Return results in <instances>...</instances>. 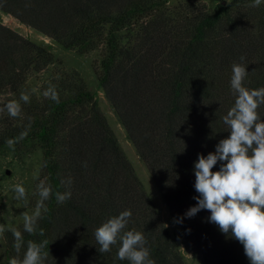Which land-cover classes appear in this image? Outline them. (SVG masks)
<instances>
[{"label":"trees","instance_id":"obj_1","mask_svg":"<svg viewBox=\"0 0 264 264\" xmlns=\"http://www.w3.org/2000/svg\"><path fill=\"white\" fill-rule=\"evenodd\" d=\"M164 1L0 0V11L63 48L80 53L103 48L95 72L98 85L175 220L196 205L194 163L198 154L207 156L228 137L222 118L235 99L224 94V83H212L205 64L197 61H203L205 48H211L218 65L226 68L242 55L245 64L257 58L256 67L247 64L249 75L244 84L251 89L264 87V0L256 9V29L247 15L238 21L229 19L227 34H220L228 43L220 51L213 44L218 33L208 34L219 20L218 13L205 15L187 38L183 33L178 39L170 28L153 29L156 22L148 18L158 17ZM136 26L144 29L141 41L134 45L121 42V30ZM148 27L154 34L146 33ZM50 60L46 49L0 24V90L22 94L26 73L41 70ZM71 76L66 75L62 89L56 87L58 103L48 97L38 102L33 96L27 102L20 98L24 119L19 125L8 124L4 138L32 139L40 147L52 195L36 233L24 231V224L5 232V255L23 259L28 241L47 240L45 264H129L117 259L119 245L100 253L94 233L108 218L131 210L128 230L144 233L155 264H186L92 96ZM258 111L264 118V106ZM218 170L219 162L212 171ZM69 177L71 199L58 204L55 193L68 190L62 181ZM209 216V211L201 210L177 223L182 243L197 263L250 264L243 246L208 222ZM12 229L23 236L19 254Z\"/></svg>","mask_w":264,"mask_h":264},{"label":"rangeland","instance_id":"obj_2","mask_svg":"<svg viewBox=\"0 0 264 264\" xmlns=\"http://www.w3.org/2000/svg\"><path fill=\"white\" fill-rule=\"evenodd\" d=\"M251 3L252 0H165L159 5L158 17L150 16L148 19L153 24L156 22L153 29L170 28L174 32L176 31L178 39H180L183 33L186 38L191 36L194 33V28L205 15L218 13L220 14L219 20L215 23L214 30L208 34L211 36L218 33L219 36L215 37L213 44L216 50L220 51L228 43L226 36H220V34H227L229 19L238 21L247 15L254 27L257 25V7H249ZM0 24L20 37L43 47L51 55L50 62L41 70H30L26 73L23 82V94L28 95L29 98L33 96L38 102L42 97H45L43 93L50 85L62 89L66 75H73L71 77L75 81L81 82L84 89L92 96L100 114L104 117L123 157L130 164L133 174L151 203L155 215L166 228L169 236L176 241V247L184 262L186 264H198L192 257L190 249L182 243L181 229L177 223H174L154 179L127 139L123 127L118 122L98 85L95 72L99 69L103 48L97 47L84 53H80L75 48H63L49 36L18 20L10 13L2 11H0ZM143 31L144 29L138 26L133 29L121 30L120 41L123 43L128 41L129 45L137 44L144 36ZM146 33L154 34V31L148 27ZM218 60L219 58L211 48H205L203 61H197V63L205 64L204 67L209 80L212 83L217 81L224 83V94L232 96L230 90L231 66L229 68L219 66ZM256 63H258V59L253 58L247 64L253 68L256 67ZM20 98L19 92H12L7 88L0 90V109H5L0 111V225L5 228V231L0 233V264H9L10 261L3 251L5 232L9 228L24 224L22 213L27 212L29 215L34 213L39 200L37 186L42 181L48 184L43 168L42 153L38 144L32 139H27L24 142L17 141L13 146H9L6 143L7 139L4 138L8 124L19 125L20 120L24 119L25 112L21 109ZM12 102H16L20 106L21 112L17 117H12L6 110V105ZM26 105L31 104H24V106ZM17 184H21L26 189L27 206L24 205L23 201L15 199L14 186Z\"/></svg>","mask_w":264,"mask_h":264},{"label":"clouds","instance_id":"obj_3","mask_svg":"<svg viewBox=\"0 0 264 264\" xmlns=\"http://www.w3.org/2000/svg\"><path fill=\"white\" fill-rule=\"evenodd\" d=\"M261 3L262 0H252L249 7H259ZM245 59L242 55L239 62L234 61L231 65L230 90L235 99L222 118L228 128V137L221 139L214 152L207 156L198 154L193 167L194 189L198 193L193 197L196 205L190 207L184 217L176 218L174 223H182L183 218H192L199 211L207 210L210 212L208 222L218 226L222 234H230L231 238L237 240L243 246L250 264H264V118L258 111L264 106V87L251 89L245 86L249 75ZM43 95L59 102L55 85H50ZM21 99L27 102L29 97L22 93ZM6 110L12 117L19 116L21 112L16 102L6 105ZM6 143L13 146L16 141L9 139ZM218 162L219 170L212 171ZM62 184L68 190L55 193L58 204L65 203L72 195V179L69 177ZM14 192L15 199L27 206L26 189L17 184ZM37 192L39 200L34 213H22L24 231L29 234L36 233L38 220L42 212L47 211L45 201L52 195L51 185L42 181L37 186ZM131 215V210H124L96 228L94 235L99 252H111L113 246L119 245L118 260H127L129 264H155L146 246L144 233L135 228L128 230ZM4 231V226L0 225V233ZM12 232L14 248L19 254L24 244L23 236L16 229H12ZM39 232L40 235L44 234L43 229ZM48 256L47 240L40 243L28 241L23 259L17 255L10 259L9 264H45Z\"/></svg>","mask_w":264,"mask_h":264}]
</instances>
